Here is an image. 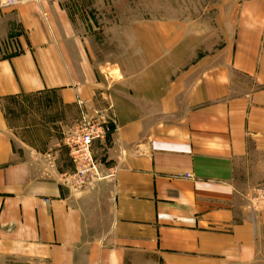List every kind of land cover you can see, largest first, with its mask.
Segmentation results:
<instances>
[{
  "label": "crops",
  "instance_id": "obj_1",
  "mask_svg": "<svg viewBox=\"0 0 264 264\" xmlns=\"http://www.w3.org/2000/svg\"><path fill=\"white\" fill-rule=\"evenodd\" d=\"M205 9L206 22L153 28L22 16L21 51L0 58V264H264V207L244 204L238 179L246 135L264 127V0ZM39 97L66 113L51 123L65 135L78 100L106 115L93 154L112 176L73 190L64 139L16 149L5 102Z\"/></svg>",
  "mask_w": 264,
  "mask_h": 264
},
{
  "label": "rangeland",
  "instance_id": "obj_2",
  "mask_svg": "<svg viewBox=\"0 0 264 264\" xmlns=\"http://www.w3.org/2000/svg\"><path fill=\"white\" fill-rule=\"evenodd\" d=\"M207 3L210 0H0V58L21 51L17 41L20 28H24L23 15L31 16L40 28H137L144 25L153 28L166 22L191 24L198 19L206 22L212 15L205 9ZM97 35L100 39V32ZM102 35L104 41L111 40L110 34ZM46 107L41 97L5 102L8 122L16 132V149L22 152L29 151L28 147L51 149L52 141L65 138L63 123H51L53 119H63L66 113L58 107L55 112L47 113ZM31 125L33 130L28 127ZM19 137L35 144L27 147L19 142ZM246 139L245 159L238 168L240 196L249 209L263 208L264 127L249 130Z\"/></svg>",
  "mask_w": 264,
  "mask_h": 264
},
{
  "label": "built area",
  "instance_id": "obj_3",
  "mask_svg": "<svg viewBox=\"0 0 264 264\" xmlns=\"http://www.w3.org/2000/svg\"><path fill=\"white\" fill-rule=\"evenodd\" d=\"M80 108V122L76 129L64 138V145L68 149L73 171L63 174L62 181L73 190L91 188L93 185L108 177L102 173L100 162L93 154L96 141L103 140L107 133V117L103 113L93 110L92 114L84 112V102L78 100Z\"/></svg>",
  "mask_w": 264,
  "mask_h": 264
}]
</instances>
